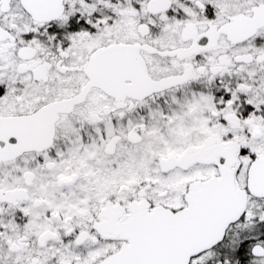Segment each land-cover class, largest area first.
<instances>
[{"label":"snow or ice","instance_id":"snow-or-ice-1","mask_svg":"<svg viewBox=\"0 0 264 264\" xmlns=\"http://www.w3.org/2000/svg\"><path fill=\"white\" fill-rule=\"evenodd\" d=\"M0 264H264V0H0Z\"/></svg>","mask_w":264,"mask_h":264}]
</instances>
